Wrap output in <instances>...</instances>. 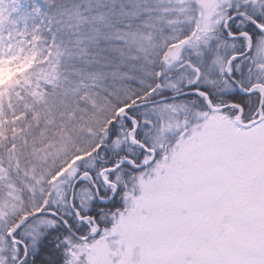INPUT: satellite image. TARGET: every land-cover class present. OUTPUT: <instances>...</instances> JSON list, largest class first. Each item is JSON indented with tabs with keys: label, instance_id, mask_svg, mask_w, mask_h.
Here are the masks:
<instances>
[{
	"label": "snow or ice",
	"instance_id": "snow-or-ice-1",
	"mask_svg": "<svg viewBox=\"0 0 264 264\" xmlns=\"http://www.w3.org/2000/svg\"><path fill=\"white\" fill-rule=\"evenodd\" d=\"M0 68V264H264V0H0Z\"/></svg>",
	"mask_w": 264,
	"mask_h": 264
},
{
	"label": "trees",
	"instance_id": "trees-1",
	"mask_svg": "<svg viewBox=\"0 0 264 264\" xmlns=\"http://www.w3.org/2000/svg\"><path fill=\"white\" fill-rule=\"evenodd\" d=\"M20 71H23V68ZM16 74L17 71L15 69L0 74V97L9 90V84L15 81Z\"/></svg>",
	"mask_w": 264,
	"mask_h": 264
},
{
	"label": "rangeland",
	"instance_id": "rangeland-1",
	"mask_svg": "<svg viewBox=\"0 0 264 264\" xmlns=\"http://www.w3.org/2000/svg\"><path fill=\"white\" fill-rule=\"evenodd\" d=\"M12 69H6V68H0V74L1 73H5V72H9L11 71ZM15 83V81L11 82L9 84V87H11L13 84ZM7 94H8V91L5 92L1 97H0V100H4L6 97H7Z\"/></svg>",
	"mask_w": 264,
	"mask_h": 264
}]
</instances>
